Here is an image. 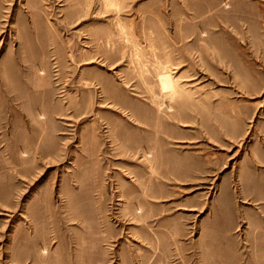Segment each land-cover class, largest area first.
Segmentation results:
<instances>
[{
  "label": "rangeland",
  "instance_id": "374dc122",
  "mask_svg": "<svg viewBox=\"0 0 264 264\" xmlns=\"http://www.w3.org/2000/svg\"><path fill=\"white\" fill-rule=\"evenodd\" d=\"M0 264H264V0H0Z\"/></svg>",
  "mask_w": 264,
  "mask_h": 264
}]
</instances>
